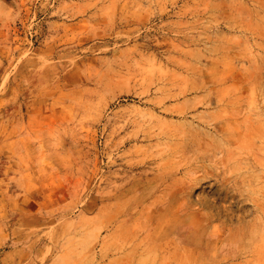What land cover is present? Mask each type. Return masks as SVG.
<instances>
[{
	"label": "rangeland",
	"instance_id": "rangeland-1",
	"mask_svg": "<svg viewBox=\"0 0 264 264\" xmlns=\"http://www.w3.org/2000/svg\"><path fill=\"white\" fill-rule=\"evenodd\" d=\"M176 236L264 264V0H0V264Z\"/></svg>",
	"mask_w": 264,
	"mask_h": 264
},
{
	"label": "crops",
	"instance_id": "crops-1",
	"mask_svg": "<svg viewBox=\"0 0 264 264\" xmlns=\"http://www.w3.org/2000/svg\"><path fill=\"white\" fill-rule=\"evenodd\" d=\"M160 215L162 213L160 212ZM151 232H156L155 227ZM172 230V229H170ZM184 240H180L177 236L164 241L163 252H161L162 264H197L198 260L210 258L206 253H198L197 251H186L183 248ZM161 245V246H162ZM210 256V257H209Z\"/></svg>",
	"mask_w": 264,
	"mask_h": 264
}]
</instances>
